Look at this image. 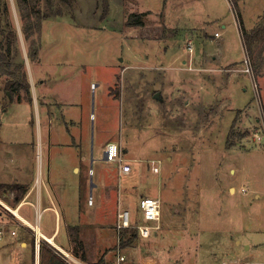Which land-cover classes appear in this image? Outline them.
Segmentation results:
<instances>
[{
  "label": "rangeland",
  "instance_id": "obj_1",
  "mask_svg": "<svg viewBox=\"0 0 264 264\" xmlns=\"http://www.w3.org/2000/svg\"><path fill=\"white\" fill-rule=\"evenodd\" d=\"M3 1L0 52L10 51L12 67L23 63L32 100L5 91L10 76L0 72L2 179L13 172V156L27 180L49 169L82 209L79 235L92 264L115 259L117 209L145 222L143 196L159 199L160 228L120 245L128 261L264 264V32L251 60L243 35L264 24V0H108L104 17V0H51L28 39L15 0ZM46 4L38 0L42 11ZM134 8L152 24L124 29ZM218 51L236 62L220 63ZM246 56L251 75L242 70ZM108 141L134 159L130 173L105 161Z\"/></svg>",
  "mask_w": 264,
  "mask_h": 264
},
{
  "label": "crops",
  "instance_id": "obj_2",
  "mask_svg": "<svg viewBox=\"0 0 264 264\" xmlns=\"http://www.w3.org/2000/svg\"><path fill=\"white\" fill-rule=\"evenodd\" d=\"M206 6L211 9V6L209 4H207ZM224 26L225 24H222V27ZM174 28L183 30L187 27H180L178 25L174 26ZM203 33L206 34L205 31H203ZM214 33H218V36L221 35V32L218 31H215ZM210 37L211 41L213 42L215 38L214 35H210ZM217 57H219L220 63H223L227 66L230 63L236 62L233 61L232 57L225 56L224 53L220 51H218ZM41 98L43 99L42 95ZM41 115L45 119V124L48 125L47 112L41 109ZM49 128L50 127L47 126V129ZM68 129L69 128H67V130ZM45 134L47 135L48 144L47 154L49 155L51 151V142L49 139L51 135L50 129L46 131ZM5 151L7 153L10 150L5 149ZM125 160L128 162H132V160L134 161V159L130 158H126ZM10 163L14 166L13 172L10 170V178L6 180H3L2 176H0V185L7 183H19L26 187V191L18 201H15L16 194L14 190L9 192L11 194L10 199H8V191L5 192V190L0 188V201L9 206L11 209H15V212L30 225L34 224L32 222L33 219L36 220L35 222H37L38 224V229L41 235H38V237H36L35 235L34 237V232L32 231V229L29 226L23 224L18 226L15 235L6 232L10 235L6 237L5 240H2L0 242V264H39V241L41 238L50 243L51 246H53L55 249L57 247L62 250L71 251L74 253L75 245L69 237L68 227L71 225H79L80 229L81 227H83V225L79 223L80 211H82V209H80V206L73 203L72 200L66 199L63 194L64 188L61 187L63 183H59L57 182V180H53V178L50 177L49 169L46 173L41 170L39 172V177L30 178L27 180L25 179V173L27 170L25 166H21L22 163L17 160V157H10ZM75 169L78 170V167L75 166ZM94 184L98 186L97 183ZM233 188L235 189L234 186ZM101 195L102 193L99 195V197ZM93 204L94 199H92V203L90 205ZM68 208L70 209L68 210ZM120 210L121 209H117L115 215H117ZM10 213L5 214L0 210V223L5 225V229L12 228L13 222L17 220L13 213ZM42 217H45V220L43 223H40L39 219ZM116 220H114L115 223ZM41 226L43 227V229L41 228ZM113 227L114 226H112V228ZM97 229L98 227H96V232H99V230ZM62 231H64V233L59 236ZM109 262L112 263L113 260ZM101 263L104 264L105 262L103 261Z\"/></svg>",
  "mask_w": 264,
  "mask_h": 264
},
{
  "label": "trees",
  "instance_id": "obj_3",
  "mask_svg": "<svg viewBox=\"0 0 264 264\" xmlns=\"http://www.w3.org/2000/svg\"><path fill=\"white\" fill-rule=\"evenodd\" d=\"M131 1L135 3V0H131ZM50 2L51 0H47V4L44 7V11H42V8L39 7L38 5V0H15V4L17 6L19 12V18L21 21L20 24L21 31L26 39H28L32 28L39 31L41 27L40 18L48 16L51 12ZM2 5L3 7L1 8ZM122 6L124 8V11H126L128 5L124 2ZM3 10H7V5L3 0H0V14L3 12ZM107 11H108V0H104V8L102 13L103 17L107 14ZM34 16L36 17L35 20H33ZM146 16H147V12L138 11L137 8H134V10H132L127 14L125 20L123 21V28L128 29L131 26L144 27L152 24V22ZM262 25L264 24L261 23L257 27L255 26L254 28H252L250 31L243 32V35L246 36L245 42L247 44L249 58L251 55H253L254 44L256 43L257 40L260 39L261 34L264 32V27ZM5 26L9 27L11 25L5 23ZM0 33L1 34L5 33V29L3 28L1 23V15H0ZM12 33L15 34V30H13ZM5 42L7 47H11L13 44V39L10 36L9 37L6 36ZM30 45H29V49L31 48ZM35 52H36L35 50H29L30 57H33L35 55ZM9 53L10 51L0 52V72H4L10 76V78L5 81V91L8 90L11 95L16 90H22L23 91L22 97L28 101H31L32 100L31 84L28 79L27 71L22 69L23 63H20L17 66L12 67L11 63L8 62ZM0 188L4 189L5 191L14 190L16 192L15 201H18L26 191V187L19 183L1 184ZM121 231L122 234H125L126 232L129 233L128 238L126 239L123 238L121 240L120 245L122 247L126 245V242L130 241L132 238L138 235L135 230H131L127 228H124ZM68 234L71 241L75 245L80 247L82 251L81 255H78L77 251L74 249L75 250L74 253L76 252L75 253L76 255H78L80 258L85 260L87 256L85 255V251H84L85 246H83V242L80 239V235H79L80 226L79 225L69 226ZM39 264H66V263L58 255L56 249L53 246H51V244L48 243L46 240L41 238L39 241Z\"/></svg>",
  "mask_w": 264,
  "mask_h": 264
},
{
  "label": "built area",
  "instance_id": "obj_4",
  "mask_svg": "<svg viewBox=\"0 0 264 264\" xmlns=\"http://www.w3.org/2000/svg\"><path fill=\"white\" fill-rule=\"evenodd\" d=\"M215 35H218V33H215ZM188 49L192 51L193 44L191 40L187 41ZM244 63L246 64L245 67L242 68L243 71L249 73L251 75V69L249 67L250 62L247 59V56L244 59ZM233 69L234 71L237 70V68H229ZM103 158L107 162H116L118 163V170L121 174H128L131 172V165L128 161H126L123 157L122 148L119 145V143L115 141H108L104 148V154ZM88 203H92V197L88 199ZM0 204L5 206V208L9 209L11 213L17 218L12 224V228L5 229V225L0 223V242L3 240L6 232H9L12 235L16 234V230L19 225H27L29 226L32 231L34 232V235L38 237V235H41V233H37L36 227L38 228L37 222L33 225H30L27 221L22 219L15 211V209L9 208L7 205H5L3 202L0 201ZM4 208V209H5ZM139 208L142 213L143 219L145 222H141L140 220H135L132 217L131 212L126 208L122 209L117 214V220L115 224V228L117 229V240L116 243L118 245L115 259L111 264H142V263H134L127 260V257L120 252V233L121 230L124 228L135 230L138 235H141L143 237H147L151 235L152 233H155L160 228V201L158 198L154 196H143L141 197L139 201ZM56 251L58 255L64 260L66 264H92L88 261L83 260L76 254H74L71 251H65L60 248L56 247ZM105 264V263H104ZM230 264H250L247 261L240 262V261H233Z\"/></svg>",
  "mask_w": 264,
  "mask_h": 264
},
{
  "label": "water",
  "instance_id": "obj_5",
  "mask_svg": "<svg viewBox=\"0 0 264 264\" xmlns=\"http://www.w3.org/2000/svg\"><path fill=\"white\" fill-rule=\"evenodd\" d=\"M154 96H155V97H158V96H159V93H158V92H156Z\"/></svg>",
  "mask_w": 264,
  "mask_h": 264
},
{
  "label": "bare ground",
  "instance_id": "obj_6",
  "mask_svg": "<svg viewBox=\"0 0 264 264\" xmlns=\"http://www.w3.org/2000/svg\"><path fill=\"white\" fill-rule=\"evenodd\" d=\"M37 233H40L39 229L36 227Z\"/></svg>",
  "mask_w": 264,
  "mask_h": 264
}]
</instances>
